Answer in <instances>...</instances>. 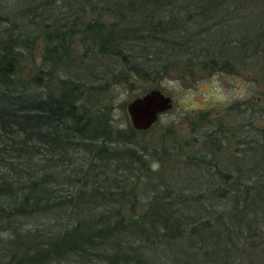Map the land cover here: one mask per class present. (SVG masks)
Returning <instances> with one entry per match:
<instances>
[{"label":"trees","instance_id":"16d2710c","mask_svg":"<svg viewBox=\"0 0 264 264\" xmlns=\"http://www.w3.org/2000/svg\"><path fill=\"white\" fill-rule=\"evenodd\" d=\"M1 18L8 26L0 33V223L47 219L45 231L30 229L0 250L8 264H235L246 256L242 243L255 237L253 222L242 232L234 224L247 215L241 208L263 206L264 186L254 197L248 187L234 206L240 211L216 222H186L177 213L181 194L153 197L140 216L136 187H123L126 172L141 179L151 170L149 152L132 145L138 131L114 132L102 110L93 113L83 102L91 88L84 82L61 78L51 93L14 75L20 50L43 34L51 69L72 59L68 38L80 36L119 57L126 83L131 72L147 77L170 59H185L190 69L223 62L219 68L231 71L252 58L264 72V0H0ZM130 46L133 61L126 60ZM219 190L218 200L232 191Z\"/></svg>","mask_w":264,"mask_h":264},{"label":"rangeland","instance_id":"374dc122","mask_svg":"<svg viewBox=\"0 0 264 264\" xmlns=\"http://www.w3.org/2000/svg\"><path fill=\"white\" fill-rule=\"evenodd\" d=\"M11 9H17L15 2L10 4ZM24 21L29 22V19ZM5 26H8V22L1 18L0 33ZM79 37L68 38L72 42L71 45L73 44L72 59L63 61L58 70L57 67L51 69L46 63L50 53H47L46 37L43 34L41 38L36 39L31 48L20 50V63L14 78L16 80L34 78L35 82L41 85L42 91L51 93L56 91V85L61 78L84 82L91 88L84 92L83 102L93 113L98 114V111L102 110L103 117L110 121L114 132L118 129L129 131L131 123L126 105L135 97L157 87L173 98L171 110L162 114L151 129L138 131L132 138V145L146 149L152 161L150 172L141 179L137 178L138 175L132 176L128 172L123 178L125 181L123 187L126 186L128 189L135 186L138 192L139 201L135 209L137 214L141 216L155 196L177 197V194H181L183 199L179 200L181 204L177 208V213L183 218L186 217V222L194 220L199 222L205 216L216 222L219 214L227 216L229 213L240 211L234 206L240 203L242 199L240 196L244 195L248 187L251 188L250 194L253 197L256 187L263 188L264 72L255 68L252 58L244 62L239 61L231 71L219 68L223 62H219L216 67L196 66L190 69L186 67L185 59L177 64L174 59H170L154 67L157 70L151 68L154 72L149 70L151 74L147 77H143L142 73L131 72L130 81L126 83L124 74L118 72L123 69V66L116 62V58L119 57L103 55L100 43L91 46L87 40L83 43ZM125 53L128 54L126 60L133 61L137 53L136 46L125 49ZM46 71L50 78L45 74ZM114 72H117V75L114 76ZM250 94H253L254 98V119L253 123L249 124V136L247 128H244V131L242 129L247 125L246 113L234 108L238 125H242L244 120L241 130H238L239 134L230 136L231 134L226 135L222 130V137L216 146L208 147L206 133L221 122L227 121V118L230 121L232 102L236 98L246 99ZM240 147L244 149L239 150L237 154L236 151ZM230 148L235 150L234 155L230 154ZM221 187L232 191L229 193L227 191L224 193L225 197L218 200ZM237 187L242 190H236ZM246 207L241 209L247 215L240 219L241 222H236L234 227L242 232L251 227L247 222L252 221L251 228L252 232H255V237L247 243H242L246 249V256L235 264H264V203L259 207H255L254 204ZM125 211L129 212L132 209L127 206ZM42 219L41 221L38 217L31 219L21 216L17 223L1 222L0 226L8 228L0 230V250L10 246V242L12 244L17 242L16 236L24 237L30 229L36 230L38 227L45 231L47 219L46 217ZM39 222L40 224L44 222L43 227L39 226ZM15 229L18 231L15 232ZM242 235L243 233L240 236ZM232 242L238 246L240 244L238 243L240 240L235 236ZM249 251L251 253H247ZM181 258L184 260L182 255ZM181 258L179 260H182ZM9 259L8 254L5 256L0 253V264H8ZM54 264L80 263L70 258Z\"/></svg>","mask_w":264,"mask_h":264},{"label":"water","instance_id":"95a60500","mask_svg":"<svg viewBox=\"0 0 264 264\" xmlns=\"http://www.w3.org/2000/svg\"><path fill=\"white\" fill-rule=\"evenodd\" d=\"M173 108V98L160 88L135 97L126 105L131 126L136 131H148L160 116Z\"/></svg>","mask_w":264,"mask_h":264},{"label":"flooded vegetation","instance_id":"af4514ba","mask_svg":"<svg viewBox=\"0 0 264 264\" xmlns=\"http://www.w3.org/2000/svg\"><path fill=\"white\" fill-rule=\"evenodd\" d=\"M251 92V89H250ZM254 98H253V94L250 96H247L246 99H238L236 98L232 104H231V112L229 113V117L231 118L230 121L228 120L227 116V121H223L221 122L217 127H215L214 129H211V131H208L205 135V140L207 143L208 147H215L216 143L218 142V140L222 137L223 131L224 130V134L226 135H230V136H236L239 134V131L241 130V126L244 124V120L242 121V125H238L239 121H237L235 119V116L237 117V115L234 112V108L235 109H241L242 112H244V114L246 113V122L247 125H244V127H242L243 131L244 128H247V134L249 136V124L253 123V119H254ZM244 116V115H243ZM245 118V116H244ZM239 130V131H238ZM244 149L243 147L237 149V154L239 150ZM252 149V147H251ZM215 150V149H214ZM249 150V149H246ZM234 151L233 148L229 149L230 154L234 155Z\"/></svg>","mask_w":264,"mask_h":264}]
</instances>
